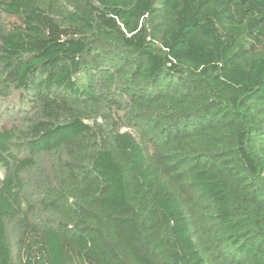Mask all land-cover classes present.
<instances>
[{
	"label": "trees",
	"instance_id": "1",
	"mask_svg": "<svg viewBox=\"0 0 264 264\" xmlns=\"http://www.w3.org/2000/svg\"><path fill=\"white\" fill-rule=\"evenodd\" d=\"M0 264H264V0H0Z\"/></svg>",
	"mask_w": 264,
	"mask_h": 264
}]
</instances>
